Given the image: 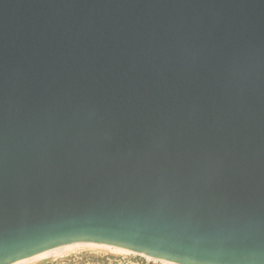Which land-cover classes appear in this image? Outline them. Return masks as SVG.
<instances>
[{"label": "water", "instance_id": "water-1", "mask_svg": "<svg viewBox=\"0 0 264 264\" xmlns=\"http://www.w3.org/2000/svg\"><path fill=\"white\" fill-rule=\"evenodd\" d=\"M87 241L264 264V0H0V264Z\"/></svg>", "mask_w": 264, "mask_h": 264}, {"label": "clouds", "instance_id": "clouds-1", "mask_svg": "<svg viewBox=\"0 0 264 264\" xmlns=\"http://www.w3.org/2000/svg\"><path fill=\"white\" fill-rule=\"evenodd\" d=\"M50 264H169L163 259L147 260L120 249H108L94 243H73L44 254ZM91 257H96L92 259ZM40 256L21 259L15 264H41Z\"/></svg>", "mask_w": 264, "mask_h": 264}, {"label": "snow or ice", "instance_id": "snow-or-ice-1", "mask_svg": "<svg viewBox=\"0 0 264 264\" xmlns=\"http://www.w3.org/2000/svg\"><path fill=\"white\" fill-rule=\"evenodd\" d=\"M70 245L71 244H61L59 246V248L68 247ZM98 245H100V244H98ZM101 246H103L104 248H108V249H120L122 251L131 252V253H134L137 257H140V258H143V259H147V260L163 259L161 257L149 255L147 252H144V251H136V250L129 249V248H119V247H116L115 245H101ZM56 249L57 248H48V249H45L43 251H36L34 255L25 253V254H22V256H20V257H16L14 261L17 262V261H19L21 259L32 258L33 256H40L42 258L41 264H50V260L52 258L48 257V256H45L44 254L48 253V252H53ZM169 264H170V262H169Z\"/></svg>", "mask_w": 264, "mask_h": 264}, {"label": "bare ground", "instance_id": "bare-ground-1", "mask_svg": "<svg viewBox=\"0 0 264 264\" xmlns=\"http://www.w3.org/2000/svg\"><path fill=\"white\" fill-rule=\"evenodd\" d=\"M73 243H94V244H100V245H109V244H104V243H98V242H93V241H87V242H73ZM73 243H67V244H73ZM116 247H119V248H124V247H121V246H116ZM53 248H59V246H56V247H53ZM165 260V259H164ZM168 261V260H166ZM170 264H180V263H175V262H171L169 261ZM10 264H15V262L13 263H10Z\"/></svg>", "mask_w": 264, "mask_h": 264}, {"label": "rangeland", "instance_id": "rangeland-1", "mask_svg": "<svg viewBox=\"0 0 264 264\" xmlns=\"http://www.w3.org/2000/svg\"><path fill=\"white\" fill-rule=\"evenodd\" d=\"M92 259H96V257H91Z\"/></svg>", "mask_w": 264, "mask_h": 264}]
</instances>
